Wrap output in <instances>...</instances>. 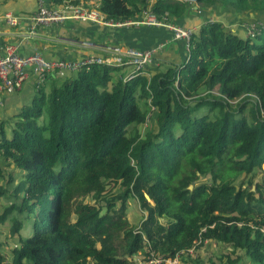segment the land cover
I'll use <instances>...</instances> for the list:
<instances>
[{
	"label": "trees",
	"instance_id": "obj_1",
	"mask_svg": "<svg viewBox=\"0 0 264 264\" xmlns=\"http://www.w3.org/2000/svg\"><path fill=\"white\" fill-rule=\"evenodd\" d=\"M67 2L99 9L114 23L141 20L150 4L52 5ZM198 3L207 16L254 14L264 23V0ZM195 6L157 0L151 8L182 25ZM121 28L120 35L138 36L127 47L173 37L164 27ZM156 53L130 80L123 76L132 66L99 63L49 76L29 104L0 117V225L11 220L15 241L9 248L0 230V264H137L151 252L197 264L184 254L207 241L264 264V178L254 182L264 172V27L243 37L207 18L183 58L158 60ZM243 175L248 184H237ZM111 184L121 191L111 195ZM129 198L146 211L139 226L127 218ZM225 257L221 264L241 259Z\"/></svg>",
	"mask_w": 264,
	"mask_h": 264
},
{
	"label": "built area",
	"instance_id": "obj_2",
	"mask_svg": "<svg viewBox=\"0 0 264 264\" xmlns=\"http://www.w3.org/2000/svg\"><path fill=\"white\" fill-rule=\"evenodd\" d=\"M157 0H150V4L143 13L141 20H130L124 23H114L106 20L103 12L96 8H88L82 5H74L70 2L62 6L52 5V0H37V9L29 15L6 12L0 15L8 25L18 26L21 22L27 21L31 34H36L42 26H50L57 23H63L69 19L90 21L99 24H109L115 26H124L132 24H146L149 26L164 27L173 34L176 41H184L185 49L189 50L190 40L197 30L193 26H181L179 24L164 22L160 20L156 13L152 11L151 5ZM188 2L197 6L199 12L200 4L198 0H175ZM212 21V19H210ZM246 36L254 37L260 29L264 27L262 21L248 22L246 25ZM86 46H93L91 42H83ZM162 45L155 48L139 49L135 47H126L124 49L108 45L105 47L106 55H87L79 59H48L40 49H34L28 54H21L19 47L15 44H6L3 47V53L0 54V95L11 94L22 88L25 81L31 74L34 76L36 87L42 86L49 76L68 77L76 74L85 66L93 63L105 64L109 66H132L130 74L123 76L124 80H130L138 73L145 70L146 66L153 62L154 54L161 49ZM2 103H0L1 105ZM213 243H218L214 241ZM194 249L192 247L189 251ZM137 264H181V256L178 254L174 258H163L150 253L149 257L143 259L135 258ZM90 264H95L93 261Z\"/></svg>",
	"mask_w": 264,
	"mask_h": 264
},
{
	"label": "crops",
	"instance_id": "obj_3",
	"mask_svg": "<svg viewBox=\"0 0 264 264\" xmlns=\"http://www.w3.org/2000/svg\"><path fill=\"white\" fill-rule=\"evenodd\" d=\"M36 9L37 0H0V15L6 12L29 15ZM195 9L196 12L193 11V14H186L182 25L180 24L181 26H193L198 30L208 18L209 20L222 21L226 28L243 37L246 36L247 29L245 25L247 22L242 19L240 24L237 23L240 16L244 15L226 16L225 14L229 15L230 13L217 11L207 16L201 13L202 11L199 12L197 8ZM250 16L253 17L254 14H250ZM121 27L69 19L63 23L42 26L36 34H31L27 21L21 22L18 26H11L0 18V54L4 52L3 47L11 43L19 47L21 54H28L34 49H40L48 59H79L87 55H104L106 53L105 47L108 45L124 49L130 44V41H133L131 38L137 39L138 36H129L130 38H128L123 34L120 35L118 30L122 29ZM166 31H168V34L171 33L167 29ZM152 40L142 39L148 48L162 45L155 55L158 60H175L178 54L179 58H183L186 53L184 42L174 40L171 35L160 36L154 42ZM83 42H91L93 46H86ZM117 42L121 43V47L115 46ZM155 63L158 64V61ZM125 70L130 72L131 68L126 67ZM35 92L34 76L31 74L20 90L11 94L4 93L0 95V103H2L0 105V117H11L24 105L31 102Z\"/></svg>",
	"mask_w": 264,
	"mask_h": 264
},
{
	"label": "rangeland",
	"instance_id": "obj_4",
	"mask_svg": "<svg viewBox=\"0 0 264 264\" xmlns=\"http://www.w3.org/2000/svg\"><path fill=\"white\" fill-rule=\"evenodd\" d=\"M225 15L226 16H232L231 13L229 15L228 14H225ZM240 19H241V21H240ZM242 19L247 23L260 21V19L255 18V16H253V17L246 16L245 18H244V16H240L237 23L240 24L242 22ZM151 125H152V121L148 120V122L143 125L142 129L143 130L148 129L151 127ZM7 169L10 170V169H12V167L7 166ZM16 178L19 179L20 176L17 175ZM248 178L249 177H246V175L240 176L237 184H239V182H242V181L245 182V180L248 181ZM263 178H264V172L259 171L254 182L261 181ZM16 183H17V180H15L12 184L6 183V185L8 187H13ZM247 184L248 183L245 182V185H247ZM108 189H109V193L111 195L116 194V193L121 191L120 186H118L116 184H114V185L111 184L108 187ZM252 189H254V188H252ZM3 200L5 203L10 204V202L13 200V198L9 199V198L3 197ZM84 201L88 202L90 200H89V198H84ZM4 209H5V205L0 203V214L4 211ZM144 215H146V211H144L142 209L138 200L136 198H129L127 218L130 221L131 225L139 226L141 224L143 218H144ZM11 225H12V222L10 219L6 220L4 222V224L0 225V230L2 231L1 237L3 240L7 241L9 248H10V245L13 244V242H15L12 239H10V236H9L8 228H10ZM98 246H99V243H98ZM230 249L231 248H228L227 245L207 241L205 243V245H203L201 248H194L190 251L189 255L184 254V256H185V258L186 257H192V259H198L199 262L197 264H211L212 261H214L216 264H221V261L225 260V258H226L225 256L228 254H231V256L234 258L237 256L241 257V259L238 261V264H250L249 258L242 251H238L235 253ZM4 250H5L4 252L6 253V255L9 256L10 250L6 247H4ZM139 259L141 260V262H143V258L139 257ZM144 260H145V258H144ZM189 261H185L182 257V263L183 264H194V263L189 262Z\"/></svg>",
	"mask_w": 264,
	"mask_h": 264
},
{
	"label": "water",
	"instance_id": "obj_5",
	"mask_svg": "<svg viewBox=\"0 0 264 264\" xmlns=\"http://www.w3.org/2000/svg\"><path fill=\"white\" fill-rule=\"evenodd\" d=\"M195 8H197V6H195Z\"/></svg>",
	"mask_w": 264,
	"mask_h": 264
}]
</instances>
